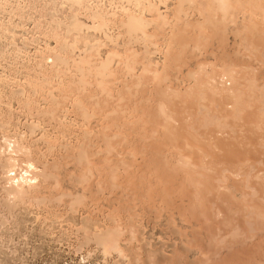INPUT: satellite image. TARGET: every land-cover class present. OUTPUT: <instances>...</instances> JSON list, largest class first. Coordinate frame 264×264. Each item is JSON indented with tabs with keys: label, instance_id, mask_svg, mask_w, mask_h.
<instances>
[{
	"label": "bare ground",
	"instance_id": "6f19581e",
	"mask_svg": "<svg viewBox=\"0 0 264 264\" xmlns=\"http://www.w3.org/2000/svg\"><path fill=\"white\" fill-rule=\"evenodd\" d=\"M257 40L264 0H0V263L29 264L27 252L37 264H264V173L246 162L234 170L238 219L225 218V230L208 239L172 212L157 217L133 205L135 188L128 206L93 210L89 200L122 187L131 163L97 155L121 154L123 145L136 151L138 141L164 137L186 167L184 151L194 154L202 136L175 131L193 116L174 109L192 105L204 117L225 98L239 111L249 68L234 58L254 55ZM225 113L215 116L219 127ZM152 118L163 121L147 132ZM130 131L143 133L136 140Z\"/></svg>",
	"mask_w": 264,
	"mask_h": 264
},
{
	"label": "rangeland",
	"instance_id": "374dc122",
	"mask_svg": "<svg viewBox=\"0 0 264 264\" xmlns=\"http://www.w3.org/2000/svg\"><path fill=\"white\" fill-rule=\"evenodd\" d=\"M256 43L259 47H258V50L255 52L254 55H251V54L247 55L246 54L247 52L244 51L245 53L244 52L242 54L239 53V55H236L238 57L235 56V58H234V60L238 66L242 65L240 67V70H241V68L243 69V66H245V67L247 66L249 68L248 70H243V71L241 70L242 71L241 76L245 80L248 78L249 79L247 80V82H244L240 91L244 90L242 92V93H244V92H247L249 89V92H248L249 96H246L244 98V102H243L244 106L242 107V105L240 104L241 106H239L240 107L239 111H237V112L235 111V113H233L234 105L231 103V101L229 103V100H227V99H226V101H223V99H225V98H218L220 100L217 99L216 101H211V103H210V105L212 104L211 106L209 104H207V106H210V107H208V110H209L208 114L205 112L206 115L204 114V117L200 114H197L198 109L195 108V110H197V112L194 111V107H193V109H192V107H190L192 105H189V107L187 105V106H184L183 108L176 107L174 109L177 117L178 116L182 117L183 113H187V114H190L193 116V117H190L189 118L190 120H188L186 122L185 121L180 122L181 121V118H180L179 123H177V125H173V128L175 131H180V130L183 131V133L181 135H182V137H185V139H188V141L191 140V138L189 137V134H190V136L195 135V137L199 136L196 134H200V136H202L201 137L202 141L201 140L197 141V143L198 144L200 143V144L197 145L195 147V149L193 150L194 154L188 152V150L184 151V153L187 156L190 155L192 157V161L189 162L186 167L178 166V164L175 162V158H173V155L174 156L177 155L178 148H172L173 146H171V148L168 149V151L170 150L171 152L169 151V153H168L167 149L164 148V146H163V140H165L164 137H159V139H161L162 142H155L154 141L155 143H153L152 139H150V141L147 143H141V141H138V142H140L141 145L138 146V150H136V151L135 150L132 151L130 149L131 148L130 145L127 146L128 148L126 147V149H127L126 150L125 146L123 145V147L120 151L121 154H117V155L112 154L114 157H112V155H110L112 157L111 160H110V158H111L110 156L107 157L105 155L104 156H102V155L98 156L97 155L98 158L101 157V159H100L101 161H103L104 159L109 160L110 162L112 161V164L118 163V161L123 157L122 159H124L126 161V163H128V164H129V162L131 163V165L130 164L128 165L129 169L132 167H135V168H132L133 170L128 169L129 172L127 171L125 173L127 175H125L124 173L120 174L121 175L120 177L122 178V179L120 178V184L122 186L120 188L122 189L125 187L124 191H123V189L121 191V189L119 188L118 191L116 189L115 191L112 190L110 192L111 189H109L110 187L107 186V189L105 191L106 195H104V196L101 194H96V197H97L96 198L95 193H92V196H90L89 200H92L91 205H93V207H92V208H94L93 210H95L97 208H102V207L107 208L108 207L107 205L110 206V204H111V206L113 204V207H116V206L119 207L118 206L119 204H120V206L121 205L123 206L126 204H127L126 206H128V200L133 201V199H135V195L132 193L136 194V192H137L136 196L138 195V193H140L139 196L141 198L140 199L141 201L135 200V203L133 205H135V204H137V202H139V203H142L141 207L144 206L143 208H146V209L149 208L150 210H153V211L154 210L156 211V209H158L159 213L162 211L160 214L158 213V210H157V212L154 211V214L153 213L152 214L155 215V213H156V216L157 215L162 216V214L163 215L168 214V216H170L169 212L170 213L172 212L171 216L173 217V219H175L177 217L176 218L177 220H179V219L182 221L184 220V225H186V226H191L193 224H197L198 226L193 225V226L189 227L190 228L189 230L191 231L193 227H194L193 230H195V229L197 231H203L204 230L203 232H207L206 233V239H208V237L212 236L214 233L215 234L219 233L220 230H225V225L223 223H224V221H226L227 218L228 219L231 218L230 220H237L238 219V214H235V213H238L236 206L235 207L233 206V205H235V202H236L234 199L233 190H234L236 183H237L236 177L234 175V170H236L235 167L237 168V165H239L240 162H246L245 164H247L248 166H254V167L260 169L264 173V40H257ZM213 51H216V50H213ZM218 53L219 52L216 51L214 56H218ZM206 56H207V58H210V60L213 59V55L211 56V54H207ZM206 56H205V58H206ZM205 58L203 56L201 57V59H203V60ZM244 64H246V65H244ZM245 67H244V69H247ZM245 72L248 75H244ZM226 85L229 86L228 84H226ZM180 88H183V86H181ZM250 95L252 96V98L250 97ZM210 99H213V98H210ZM222 104L225 106H223ZM189 109H191L192 111ZM241 109H242V111H240ZM237 110H238V108H237ZM243 111H244V113H243ZM217 112H218V114H216ZM221 112L222 113L226 112L225 114L228 113L227 114L228 115V117H227V119H228L227 123L228 124L225 121L224 122L225 125L223 124V126L220 125V127H219V125L215 122L214 119L216 117L219 118V114H221ZM232 114H234V115H232ZM213 115H214V117H213ZM200 116H202V118ZM229 116H232L231 117L232 119L229 118ZM234 116H235V118H233ZM195 117H197V118H195ZM203 118H204V121H203ZM193 119H195V120L193 121ZM206 119L208 120V122L210 121L211 123L209 122V124H208L206 122ZM152 120H153V118H152ZM196 120H198V121H196ZM162 121H163L162 119H160V121H159L157 118H155L152 122L153 124L151 123L148 125L147 132H150V130L153 128V127L150 128V126H152V125L158 126ZM199 122H201V123H199ZM213 122H215L216 124ZM154 123H156V124H154ZM187 124H188V127H187ZM179 125H180V127H179ZM190 125H191V127H189ZM204 125H205V127H203ZM207 125H208V127H207ZM185 128H187V129H185ZM195 129L197 131L199 130V132H197ZM193 130L195 131L194 134L192 133V132H194ZM185 131H186V133H185ZM130 132L127 134L128 137L130 136V139H131V137H135L133 139H136V140L143 133V131L138 132V134L141 133V134H139V137H138V136H136V135H138L137 132L136 133L133 131H130ZM200 136L198 137V139L200 138ZM203 137H205L206 139ZM182 141L183 140L180 138L179 140H177V143H175L174 146L181 147L184 143V141L183 142ZM151 142L154 145H152ZM144 144H146L147 146H145ZM156 145L157 146L159 145V146L157 147ZM142 146H143V148H142ZM150 146H152L151 149H150ZM200 146H201V148H200ZM148 148H149V150H148ZM154 148H155V150H154ZM157 149H160L164 154L158 153V152H160V150H157ZM137 151L139 153H137ZM164 151H166V153L169 155V158H168V155ZM131 152H134V153L136 152V153L133 156V154ZM148 153L150 154V156ZM165 155H167V156H165ZM162 156H163V158H162ZM149 158H151V159H149ZM163 159H165V161ZM166 160H168L169 162H167ZM114 162H116V163H114ZM163 163L166 164L167 166H165ZM192 163L195 164L196 166L193 167ZM153 166H154V168H153ZM151 168H153V169H151ZM245 171L247 172L248 169ZM139 175H141V176H139ZM145 175H147V176H145ZM254 175L255 174L253 173V176ZM145 178H149V179L145 180ZM123 179H126V180L123 181ZM127 179H128V181H127ZM131 179L132 180L135 179L137 182L135 180L132 182V181H130ZM140 179H141V181H140ZM255 180L257 181V179H255ZM255 180H253V182ZM125 181H126V183H125ZM256 181L254 183H256ZM131 182L133 183V185L131 184ZM258 182H259V184L261 182L264 183V181L260 182V180H258L257 183ZM139 183H140V187H139ZM257 183H256V187L260 190L259 193H262L261 189H263V186L261 187L259 184L257 185ZM125 184H128V185H125ZM129 186H133V187H129ZM199 186L203 190H201ZM134 188H135V190H134ZM197 189L201 190L202 194L199 193L200 191ZM108 190H109V192H108ZM127 190H129V192ZM132 190H134V191L132 192ZM196 190H197V192H196ZM130 191L132 192L131 194H130ZM154 192H155V194H154ZM114 193H116V194H114ZM123 194H124V196H123ZM146 194H148V195H146ZM99 195H101V196H99ZM127 195H129V196H127ZM142 195L144 196V200H143ZM152 195H154V196H152ZM105 196H106V199H105ZM133 196H134V198H133ZM200 196H201V198H200ZM202 196H203V198H202ZM108 197H110V198L112 197L113 201ZM115 197H116V199L119 198L120 201L122 200L121 203L123 202V204H121L119 201L117 202V200L114 199ZM153 197H155V198H153ZM198 197H199V201H198ZM107 198L109 199V201ZM147 198L150 200H148ZM160 198L163 199L162 203H161L162 199H160ZM125 199L127 200L126 203H125V201H126ZM93 200H95V201L97 200L96 201L97 203L94 202ZM155 201H156V203H155ZM165 201L166 202L170 201V202L168 204ZM101 202H102V204H101ZM147 202H149L150 205ZM116 203L118 205H116ZM152 203H153V205H152ZM157 203H158V205H157ZM99 204H101V205H99ZM114 204H115V206H114ZM146 204H148V205H146ZM162 204L167 210L163 209L164 207H162ZM192 205H194V206H192ZM156 206H157V208H155ZM196 206H197V209L195 208ZM231 207H233V208L231 209ZM137 208L140 209V207L138 205H137ZM191 208L193 209V211ZM198 208H200V209H198ZM168 209H169V211H168ZM196 210H197V212H196ZM232 210H234V211H232ZM190 211H191V213H190ZM181 214L184 217L181 216ZM234 215L235 216L237 215L236 218ZM185 216H187L186 220H185ZM233 217H234V219H233ZM161 219H162V217L159 220H161ZM239 224H240V222H239ZM209 231H210L211 235H209V233H208ZM206 242H209V241L205 240L204 243H200L201 246L203 244L204 245L202 247L206 246L205 245ZM17 249H18L17 254H19V253H21V251H23V249H21L19 247ZM2 250L8 251L9 249H8L7 245H2ZM233 254H234V252L230 253L228 256L232 257ZM23 257H24V260H27L29 264H37L38 263V260H36V259H39V258H34V259L29 258L30 255L27 252H25V254H23ZM39 262H41V261H39ZM0 264H5V263H0ZM8 264H14V263L12 261H10V263H8Z\"/></svg>",
	"mask_w": 264,
	"mask_h": 264
}]
</instances>
